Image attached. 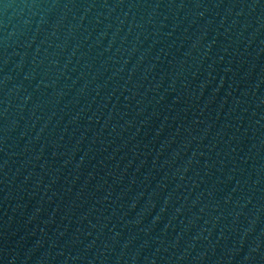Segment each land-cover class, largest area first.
Segmentation results:
<instances>
[{
  "label": "water",
  "instance_id": "95a60500",
  "mask_svg": "<svg viewBox=\"0 0 264 264\" xmlns=\"http://www.w3.org/2000/svg\"><path fill=\"white\" fill-rule=\"evenodd\" d=\"M0 264H264V0H0Z\"/></svg>",
  "mask_w": 264,
  "mask_h": 264
}]
</instances>
